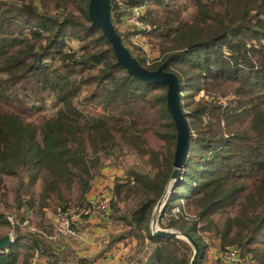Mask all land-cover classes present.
Returning <instances> with one entry per match:
<instances>
[{
  "label": "trees",
  "instance_id": "trees-1",
  "mask_svg": "<svg viewBox=\"0 0 264 264\" xmlns=\"http://www.w3.org/2000/svg\"><path fill=\"white\" fill-rule=\"evenodd\" d=\"M87 1L0 0V176L16 177L10 201L0 192V224L10 221L3 208H22L21 220L28 211L42 216L45 207H70L71 187L78 192L72 207L80 205L103 161L129 151L136 161L111 179L107 217L119 229L96 255L130 238L125 264H188L186 240L154 235L148 225L172 168L166 86L135 78L116 62L109 41L90 24ZM109 3L110 20L146 4L139 19L150 27L141 32L158 40V58L148 62L128 50L146 69L163 62L178 80L188 147L158 226L191 236L198 258L202 233L212 231L219 250L233 245L264 264V0ZM39 4L45 10L38 12ZM187 7L193 10L183 18ZM68 33L76 47H65ZM28 91L39 101L52 95L55 103H29ZM18 220L8 225L11 241L0 249V264H29L35 252L51 263L92 260ZM36 225L52 232L49 221Z\"/></svg>",
  "mask_w": 264,
  "mask_h": 264
},
{
  "label": "rangeland",
  "instance_id": "rangeland-1",
  "mask_svg": "<svg viewBox=\"0 0 264 264\" xmlns=\"http://www.w3.org/2000/svg\"><path fill=\"white\" fill-rule=\"evenodd\" d=\"M2 1L6 3H12V2H18L19 0H2ZM24 1L28 2L29 0H24ZM141 6L142 7L139 9V12H138L139 13L138 17H143L145 13L146 4H143ZM37 8L38 10H40L38 12H41V10H45L46 7L43 4H39ZM192 10H193L192 7H187V9L181 13L182 17L187 18ZM111 23L116 29L115 31L119 35L123 45L126 46L134 54L139 55V56H145V59L148 62L158 58V49H157L158 40L153 38L150 35L140 33L138 31L139 29L137 28V22L134 20L132 16H130L129 11H124L123 14H121V16L118 19L116 17L113 18L111 20ZM64 42H65V47L67 48L76 47L78 45V41L69 33L64 35ZM85 88L86 87H83L82 91L80 92V95L84 93ZM16 89H19L18 86L16 87ZM25 93H26L25 99L29 103L34 104L35 102V104H38V103L44 102L45 104L44 106L47 108H49L50 106H52L53 103H55V100L52 97V95L45 94L42 96V100L39 101L38 100L39 98H33L34 96L32 94L34 93L32 91L30 92L28 91ZM201 94H202V91H198L194 94V97L197 98ZM219 99L223 100L221 97ZM123 156H124V159L119 157L118 160L114 163L110 162V160H104L103 163L100 165L99 174L95 176L94 180L91 183L90 189H96V187L98 186H100V188L104 187V184L107 182V180L111 182L112 176L115 173L121 174L122 164H125L128 166V164H133V162L136 161V158L132 152L127 151ZM0 178H1L0 192H4L6 194L8 201H10V199L12 198V194H13V188L15 187V184H16V177L13 175L1 174ZM32 186H33V190L37 192V190L39 189L38 184L35 182L33 183ZM77 195H78L77 190L71 187V192L68 193V200H69L68 202L70 204V207H72V203L76 202V200L78 199ZM2 211H3L5 218H8V217L12 218V220L9 221L8 225H12L10 223L15 224V222L19 218V215L22 214V208H19V210L17 211L13 206L9 208H3ZM50 212L51 210L45 207L43 208L42 216L39 213H37L35 210L28 211L26 212V215L25 214L24 215L28 216L33 223L38 224V222L42 221V219L50 222L49 220ZM8 225L0 224V235L6 232L12 231L11 226H8ZM118 229H119V226L113 224V222H111V220H109L108 217L106 221L102 223L94 222L92 224H89V223L82 224V226H80L79 237L81 238L78 239L79 241L70 239L69 243L73 246L74 253L83 254L86 257L90 258L94 254L96 255L97 253L96 252L97 249L90 252V248L94 249L97 246H100V244L101 246H103L104 245L103 239L105 238L107 240L109 233L116 232ZM211 232L212 231H205L202 233L201 238L203 240L204 246L202 248L201 255L198 258V261L196 264H219L218 263L219 262V257H218L219 247L217 245V239L212 235ZM76 242H80V243H76ZM132 244H133V241H131L130 238H126L125 240H122L120 242L118 241L115 245H113V247L115 248L119 247L121 249L123 248L122 246H126V251L121 256L119 255L120 257H117V261H115L113 264H120V261L123 262V264H125V260L123 258L125 254H127L129 250L131 249ZM191 252H192V249H191ZM95 258L99 259V257H95ZM246 260L250 264H255L250 259H246Z\"/></svg>",
  "mask_w": 264,
  "mask_h": 264
},
{
  "label": "water",
  "instance_id": "water-1",
  "mask_svg": "<svg viewBox=\"0 0 264 264\" xmlns=\"http://www.w3.org/2000/svg\"><path fill=\"white\" fill-rule=\"evenodd\" d=\"M86 14L90 24L99 27L102 34L109 41L116 62L125 68L129 74L143 81L159 82L166 86L164 94L165 105L175 126V142L171 161L172 168L167 182L152 208L148 224L149 231L154 235L175 236L186 240L192 249L188 264H196L199 256V246L197 242L191 236L180 230L174 228H160L157 226L156 222L159 211L177 177L178 170L183 164L188 147L189 132L179 104V85L177 76L172 71L165 70L163 62L154 69H146L130 54L128 48L123 45L111 23L109 0H88ZM10 241L11 236L8 232L0 235V249L7 246Z\"/></svg>",
  "mask_w": 264,
  "mask_h": 264
},
{
  "label": "built area",
  "instance_id": "built-area-1",
  "mask_svg": "<svg viewBox=\"0 0 264 264\" xmlns=\"http://www.w3.org/2000/svg\"><path fill=\"white\" fill-rule=\"evenodd\" d=\"M141 5H134L127 11L130 12V16L137 22V28L140 33L141 30L149 28L146 22L141 21L138 17L139 9ZM141 11V10H140ZM138 33V32H137ZM111 184L105 183L104 187L98 189L94 194L86 195L85 200L78 206L68 207L61 210L59 206H56L49 214V220L52 223V232L47 234L46 229L36 224L30 223L28 217H24L18 220L20 226L29 232H35L43 236H48L51 240L61 239L65 242L70 239H76L79 237L80 226L86 222H105L109 213V201L111 198L110 194ZM10 221L12 218L8 217ZM11 236V231L8 232ZM38 253L35 252L31 258L29 264H41L37 259ZM40 257V256H39ZM219 262L224 264H250L246 258L240 255L239 250L236 246L227 245L218 252ZM44 259V256L42 257ZM89 259V258H88ZM43 264H59L47 262L44 259ZM72 264H77L76 262ZM80 264H94L89 260Z\"/></svg>",
  "mask_w": 264,
  "mask_h": 264
},
{
  "label": "crops",
  "instance_id": "crops-1",
  "mask_svg": "<svg viewBox=\"0 0 264 264\" xmlns=\"http://www.w3.org/2000/svg\"><path fill=\"white\" fill-rule=\"evenodd\" d=\"M115 174H118V173H115ZM113 177V176H112ZM111 179V178H110ZM107 183H110L111 184V182H109L108 180H107ZM98 189H100V186H98V187H96V189H90L89 188V190L86 192V195H92V194H94ZM87 223H89V224H92V223H94V221H92V222H86L85 224H87ZM96 223V222H95ZM105 236H106V234H105ZM79 238H81V237H78V238H76V239H72V240H76V241H79L78 239ZM106 241V239L104 238L103 239V244H104V242ZM76 243H80V242H76ZM99 243V242H98ZM66 245H68L72 250H74L73 249V246L69 243V241L68 242H66ZM100 246H101V244H100ZM100 246H97L96 248H94V249H92V248H90V252H92V251H94V250H96L97 249V253H98V249H100L101 247ZM123 248L121 249V248H119V247H111V248H109V249H107V250H104V251H102L99 255H93L92 257H90V258H92V260H89V261H91V262H94V264H113L115 261H117V257H120L125 251H126V246H122ZM76 250V249H75ZM74 252V251H73ZM96 253V254H97ZM74 254H76V253H74ZM39 255V254H38ZM77 256H79V257H86L85 255H83V254H76ZM120 255V256H119ZM40 256V257H39ZM38 257H37V259L39 260V262L41 263V264H43L44 263V259H45V257H44V259L42 258L43 256H41V255H39ZM102 256V257H101ZM95 257H99V259L98 258H95ZM87 258H89V257H87ZM96 259H98V260H96ZM46 260V259H45ZM96 260V261H95ZM47 261V260H46ZM220 261V260H219ZM48 262V261H47ZM74 263V262H73ZM219 264H224V263H221V262H218ZM120 264H123V262H121L120 261Z\"/></svg>",
  "mask_w": 264,
  "mask_h": 264
}]
</instances>
